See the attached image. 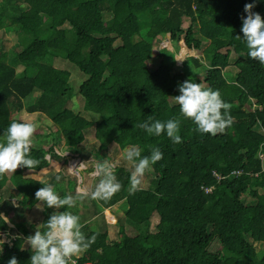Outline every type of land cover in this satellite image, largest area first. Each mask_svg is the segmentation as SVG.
Returning a JSON list of instances; mask_svg holds the SVG:
<instances>
[{"label":"trees","instance_id":"1","mask_svg":"<svg viewBox=\"0 0 264 264\" xmlns=\"http://www.w3.org/2000/svg\"><path fill=\"white\" fill-rule=\"evenodd\" d=\"M11 30L12 58L0 49V215L13 229L0 216V233L12 236L0 264H42L46 255L72 264L47 248L54 228L66 226L75 230L71 251L82 252L70 255L75 264H264V0H0V32ZM158 37L202 53V64L190 58L196 77L188 60L176 67L170 52L153 51ZM231 57L237 72L227 81ZM56 60L83 78L80 112L71 108V74ZM22 109L45 116L37 136L14 118ZM57 148L79 158L87 149L105 159L121 153L132 170L101 171L88 201L99 215L125 202L129 226L141 232L155 218L154 230L120 229L117 241L42 212L49 219L42 242L34 239L18 213L44 198L31 174ZM135 167L152 173L143 187ZM26 240L35 248L23 249Z\"/></svg>","mask_w":264,"mask_h":264},{"label":"rangeland","instance_id":"2","mask_svg":"<svg viewBox=\"0 0 264 264\" xmlns=\"http://www.w3.org/2000/svg\"><path fill=\"white\" fill-rule=\"evenodd\" d=\"M205 21L208 22L211 21V19L205 18ZM188 26L189 22L187 20H184L182 27L187 28ZM16 45V31L11 30L9 32H0V49H3L4 52L9 55V58H12V51L13 49L17 48ZM152 49L153 51H158L159 53L170 52L173 57V64L176 67L181 66L182 63L188 60L189 67L192 69V72L190 74L192 78L196 77L195 72L197 71V65L191 62L190 58L197 59L198 65L204 63L202 53L197 54L196 50L188 51L181 45V42L172 43L168 40H164L161 37H158V40H153ZM222 52H224V50H222ZM155 56L156 54H153L152 58H154ZM234 61L235 57H231L230 65ZM149 62H151L153 65L154 63H158V59H153ZM54 66L55 68L67 70L70 72L71 75L68 80V89L73 96L71 99V108L75 112H80L83 107L82 99L79 96V86L83 80L82 76H79L77 70L72 67L67 61L56 60ZM236 72L237 70L235 69V67L231 65V67L224 69L222 73L223 77L227 81H232ZM203 74L205 75L204 72ZM201 77H203V75ZM13 115H15L14 118L21 119V121L24 122L27 130L33 132L34 136H37L39 132L43 131L41 122L45 118L44 115L39 113L28 114L23 109L20 112L14 111ZM46 129H49V131L51 132L54 131V128L52 127H46ZM88 139L89 144H94L92 134L88 136ZM46 142L51 146L50 139ZM86 152H89L88 157L79 158L76 157V155H70L68 152H62L57 148V157L51 161V164L44 167L39 172L31 174V176H33V179H36L37 182L40 183L39 191L42 195H44V198L42 200L34 202V205L29 204L24 209L21 208L22 212L18 213V218L22 221L28 232L34 233L37 230L36 232L38 234H35L34 239H38L39 242H42L41 237L43 235L40 233V231L45 224V220L49 219L44 215L47 216L49 214H53L54 212L62 215L64 218L74 221V224L78 228H82L84 233H88V231L90 230L102 229L103 231H107L108 239H115L117 241L121 240V237L119 235L122 234V230L120 229H123V233L130 237H134L138 234L145 235L146 232H150L151 230L153 231V228L155 227L154 225L156 224L155 218L151 220V224L148 223V228L142 230L141 232L135 230V228L129 226V224L124 221L123 214L128 209L127 206H125V202L116 204L112 208H109L106 212L104 211V214L102 215L96 214V212H98V210L102 208L98 209V206H95L92 203L90 204V202L88 201L90 197L87 196V194H89L91 196L93 195V198H95L93 188L96 187V183L99 181L96 178H100L102 174H107L110 170L112 171V169L115 168L123 167L125 169L132 170V165L123 157L121 153H116L117 151L114 154H110V152L108 155L109 159H105V157L102 158V153L90 154L89 149H87ZM64 157H66L67 160H64ZM47 158L49 157L47 156ZM101 164L103 165V167H101ZM107 167H111V169L109 170ZM13 169L14 168L12 167L5 169L4 172L6 176L9 177L12 174ZM103 170H105V173L101 172ZM82 172H84V174H82ZM151 174V172L143 171L138 167H135L132 172L133 178L135 180H138L140 176L142 187L145 186L146 181H149L150 177L152 176ZM31 183L26 182V185ZM57 187H59L61 189L60 191H62L63 193V197L61 199L60 197H58L59 194H57L56 192ZM99 188H102V186H100ZM73 192L74 195H71ZM49 201L52 205L49 204ZM95 201L98 200L95 199ZM244 201L248 202L249 199L244 198ZM11 202L15 207H18L19 205L21 206L19 198L17 199V197L12 199ZM76 204H78V206L80 207L78 210H75L74 208ZM55 205L56 209L54 208ZM42 212L44 215L42 214ZM0 216L9 223V217L7 215L2 213ZM7 225L12 228V224L9 223ZM73 232L75 233V230H73ZM8 237L12 238V236L0 233V249L3 245L9 242ZM67 243L68 246L64 248L60 247V244L49 243V245H47V248L50 253L53 250L57 252L54 256L56 260L60 258L61 254L68 258V261H70L72 264H75L74 259H71L70 255L73 254L75 257H79L82 255V252L81 250L71 251L72 241L67 240ZM22 248L32 249L35 247L31 246V240H26ZM73 249L75 250V247H73ZM216 249L217 244H214L212 246V250ZM42 259V264H63V261L55 263V261L49 260V255H46V257ZM87 264H89V262Z\"/></svg>","mask_w":264,"mask_h":264},{"label":"clouds","instance_id":"3","mask_svg":"<svg viewBox=\"0 0 264 264\" xmlns=\"http://www.w3.org/2000/svg\"><path fill=\"white\" fill-rule=\"evenodd\" d=\"M184 20H187L188 22H189V26L187 27V28H183L182 27V29L183 30H186V29H188V30H190L191 31V33H193V28H190V20L188 19V18H183L182 19V25H183V21ZM164 40H168V41H170V42H172L171 40H169V39H164ZM204 42H203V45H202V47L200 48L201 50H204L206 47H207V44H208V42H206V40H203ZM178 42H181V45L185 48V49H187L188 51H190L188 48H187V46L185 45V43H184V40H183V38H181ZM178 42H172V43H178ZM181 48V47H180ZM179 48V49H180ZM197 52H198V50H196ZM220 52H222V50L220 51ZM198 54V53H197ZM198 56V55H197ZM199 58V57H198ZM195 59V58H194ZM197 60V59H196ZM230 65V64H229ZM228 68V67H227ZM46 158H47V156H46ZM47 159H49V158H47ZM103 167V166H102ZM107 168H110L111 169V167H107ZM106 169V168H105ZM109 169V170H110ZM110 172V171H109ZM108 209H105V210H103V213L102 214H104V211L106 212ZM12 228H13V226H12ZM54 232H56V233H58V234H54ZM73 237H74V232H73V230L69 227V226H66L65 228H61V227H55L54 228V230L51 232V234H50V240H52L53 242H52V244H54V243H56V244H60L61 246L60 247H62V248H64V247H66V246H68V243H67V240H71L72 241V245H71V248H73V247H75V245H74V242H73ZM75 249H76V247H75ZM57 250V249H56ZM58 251V250H57ZM75 262V261H74Z\"/></svg>","mask_w":264,"mask_h":264},{"label":"built area","instance_id":"4","mask_svg":"<svg viewBox=\"0 0 264 264\" xmlns=\"http://www.w3.org/2000/svg\"><path fill=\"white\" fill-rule=\"evenodd\" d=\"M259 157L262 158V154H259ZM263 170H264V169H263ZM58 233H59V232H58ZM58 233L54 232L55 235L58 234Z\"/></svg>","mask_w":264,"mask_h":264}]
</instances>
